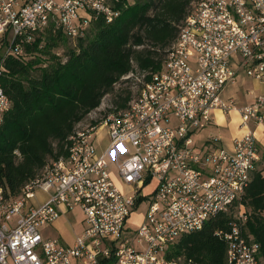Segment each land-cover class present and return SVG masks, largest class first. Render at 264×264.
<instances>
[{"label": "built area", "instance_id": "built-area-1", "mask_svg": "<svg viewBox=\"0 0 264 264\" xmlns=\"http://www.w3.org/2000/svg\"><path fill=\"white\" fill-rule=\"evenodd\" d=\"M132 1L0 0V78L8 72L7 57L26 61L38 54L32 48L44 46L48 28L75 42L95 20L113 22ZM66 52L54 49L62 62ZM234 59L263 83L246 104L223 97L238 82ZM142 72V78L123 77L135 78L138 89L128 105L78 127L68 155L48 163L18 196L7 197L0 186V264H215L178 254L176 245L220 213L233 216L229 229L215 232L227 245L223 264H263L261 245L246 230L244 196L263 158L264 0H198L161 68ZM11 106L0 83V126ZM215 110L241 115L245 131L231 149L219 136L196 141ZM103 128L102 152L97 135ZM111 165L133 194L122 190ZM38 190L49 197L34 206ZM143 203L144 219L133 228L129 218ZM75 209L83 228L73 243L45 236L43 228Z\"/></svg>", "mask_w": 264, "mask_h": 264}, {"label": "trees", "instance_id": "trees-1", "mask_svg": "<svg viewBox=\"0 0 264 264\" xmlns=\"http://www.w3.org/2000/svg\"><path fill=\"white\" fill-rule=\"evenodd\" d=\"M197 1L134 0L113 22L102 17L95 20L89 33L66 49V62L54 49L67 44L69 38L53 28L46 30L42 48H32L38 52L36 56L26 61L7 57L8 72L0 78L12 101L0 126V186L6 189L7 197L18 196L48 163L68 155L70 136L101 107L104 96L124 76L136 68H161L167 49ZM146 44L151 48H140ZM155 47L163 50L162 56ZM130 100L127 93L116 101V109L126 107ZM258 166L244 205L249 209L247 233L260 243L264 264V168ZM232 219L230 213L210 219L201 230L184 235L176 253L199 262L223 264L227 245L215 232L229 229Z\"/></svg>", "mask_w": 264, "mask_h": 264}, {"label": "rangeland", "instance_id": "rangeland-1", "mask_svg": "<svg viewBox=\"0 0 264 264\" xmlns=\"http://www.w3.org/2000/svg\"><path fill=\"white\" fill-rule=\"evenodd\" d=\"M133 3V1L131 2ZM75 44H77V42H73L71 40L68 41L67 44H62L60 46H58L61 50H66L69 49L70 47L74 46ZM151 48L150 45L146 44L145 46H141L140 48ZM155 50H158V53L161 54L162 56V52L163 50L160 48H153ZM4 52V45L3 47L0 49V55ZM40 53V52H39ZM41 54V53H40ZM48 61V60H47ZM46 61V64H47ZM142 71H140L139 69H135L134 70V74L137 77H141L142 78ZM252 83V82H251ZM237 84L231 85L232 88H227L226 92L230 93V94H236L238 97L241 96L243 98V94L240 92H236L239 91L240 86H236ZM253 88H256V85L253 83L250 85ZM258 89V88H256ZM255 89V90H256ZM138 89L135 86V78L132 79H124L122 81H120L119 83H117L114 88L111 90L110 93H107L103 100H102V105L100 108L92 111L80 124L79 127H87L88 125L92 124L93 120L96 119H101L104 116L108 115L110 112L114 111L117 108V104L116 101L120 100L123 96H126L127 93L130 94L131 99H133V97L137 94ZM239 94V95H238ZM240 98V97H239ZM217 115V114H216ZM220 133L224 132V135L227 136L228 138L230 137H234L236 134V128H238L240 130V122L237 120H231L230 117H228L226 120L221 121L219 123V127H218ZM264 132V131H261ZM98 138H97V143L99 146V149L103 152L105 150V147L107 145V128H103L101 130H98ZM262 136L260 137L261 140V144H262V151H263V155H264V140H262ZM259 169L264 168V156L262 158V160L259 163ZM111 169L113 170V178L116 180V182L120 185V187L122 188V190L124 192H126L127 194H133L134 189L131 185L128 184H124L123 181L120 179V177L118 176L117 170H116V166L111 165ZM155 185V181H153L149 186H147L144 191L150 192L153 187ZM37 198L31 200V204H33L34 206L39 205V203L45 201L48 197H49V193L43 190H38L37 191ZM146 203H143L140 205L139 208H136L134 210V212L132 213L131 217L129 218V225L133 228L138 227V225L143 221L145 213H146V208L144 207ZM82 220V212L79 209H75L72 210L70 212H67V214L63 217H61L58 221H56L55 223H53L52 225H49L45 228L42 229L43 233L45 234V236H50V237H54V236H60L61 237V241L63 244H70L74 238L76 237V235L82 230L83 226L81 223Z\"/></svg>", "mask_w": 264, "mask_h": 264}, {"label": "crops", "instance_id": "crops-1", "mask_svg": "<svg viewBox=\"0 0 264 264\" xmlns=\"http://www.w3.org/2000/svg\"><path fill=\"white\" fill-rule=\"evenodd\" d=\"M234 66L236 67L237 71H238V82L236 83L237 85L236 86H240L239 88V91H236L237 93L240 92L243 94V98L241 96H237L236 94H230V93H227L226 90L227 88H232V86H228L224 93H223V97L225 99H228L230 97H234L236 99V101L240 104H246V103H249L253 100V96L254 94L256 93H259L260 91L263 90V83L260 81V80H257L253 77H250L246 74L245 72V69L244 67L240 66L237 59H234ZM252 82V83H251ZM255 84L256 85V88H253L251 87L250 85L251 84ZM256 89V90H255ZM250 90H254L253 94H250L249 91ZM239 95V94H238ZM217 114V115H216ZM228 117L231 118V120H237L240 122V130L238 128H236V134L234 137H230L228 138L227 136L224 135V132H221L218 130L219 128V123L221 121H224L226 120ZM212 122L211 124L201 130V131H198L196 133V141L198 144H202L204 142H206L209 137H212V136H219L221 138V144L228 148V149H231L232 148V143H233V139L236 138V137H239L241 136L244 131H245V128H243L241 126V115L238 111H232L230 112L229 115H226L224 114L221 110H215L212 114ZM259 131V144H260V148H261V152H262V155H263V151H262V144H261V140H260V137L262 136V140H264V132H261V131H264V127H261L258 129ZM264 156V155H263ZM67 214V213H66ZM64 214V216L66 215ZM63 217V216H62ZM59 220V219H58ZM57 220V221H58ZM74 241V240H73ZM73 241L71 243H73Z\"/></svg>", "mask_w": 264, "mask_h": 264}]
</instances>
